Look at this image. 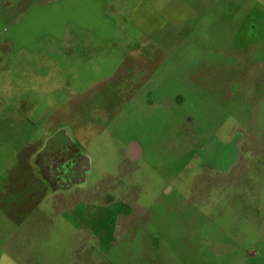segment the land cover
<instances>
[{
    "label": "rangeland",
    "instance_id": "1",
    "mask_svg": "<svg viewBox=\"0 0 264 264\" xmlns=\"http://www.w3.org/2000/svg\"><path fill=\"white\" fill-rule=\"evenodd\" d=\"M109 1L116 29L104 38L74 24L62 36L68 19L91 25L73 8L0 12L2 253L18 264H262L264 0ZM58 126L91 161L76 200L43 199L29 166Z\"/></svg>",
    "mask_w": 264,
    "mask_h": 264
},
{
    "label": "flooded vegetation",
    "instance_id": "2",
    "mask_svg": "<svg viewBox=\"0 0 264 264\" xmlns=\"http://www.w3.org/2000/svg\"><path fill=\"white\" fill-rule=\"evenodd\" d=\"M130 144L132 143L126 146L127 153L131 150ZM139 159L141 149L138 147V156L132 158L131 162ZM90 165L89 157L74 139L71 129L64 126L49 131L29 158L33 180L42 186L43 199L49 200L59 194L76 200L79 197L78 193L88 188Z\"/></svg>",
    "mask_w": 264,
    "mask_h": 264
},
{
    "label": "crops",
    "instance_id": "3",
    "mask_svg": "<svg viewBox=\"0 0 264 264\" xmlns=\"http://www.w3.org/2000/svg\"><path fill=\"white\" fill-rule=\"evenodd\" d=\"M8 1H12V2H8ZM6 2V0H0V12L1 10H5L7 11L8 9L5 8V5L7 4H13V5H17L20 4L21 2H26L28 6L30 7H36V6H40V7H53V6H59V7H67L68 9L73 8L76 11V17L81 18L82 21L84 22H89L91 23V25H84V26H79V24H76L77 21L72 20V19H68L66 20L63 25H62V29L59 30V32L61 33V35L65 38H71L70 36V30H69V26H71V24L75 25V30L76 31H86L87 33L91 34V36L95 37V38H104V37H109L110 35H112V33L115 31L116 29V25L113 22V20L111 18H109L106 14H107V9L110 7L111 5V1L109 0H8ZM86 2V3H85ZM85 6L86 10L83 12L81 9H79L78 7L80 6ZM92 6L95 9V18H92L93 14L91 13V9ZM81 13H83L85 16H82ZM100 19V20H99ZM79 20V21H81ZM97 21L99 20L98 23L93 24L92 25V21ZM154 22V21H153ZM68 32V33H66ZM5 32H2V30H0V45L1 43H3V37H4ZM60 35V36H61ZM52 37V36H51ZM53 38V37H52ZM8 40L9 39H4ZM33 191V190H32ZM28 193V197L30 198H34L36 195V192H32ZM44 198V196H43ZM22 209H24L23 207H14L13 210L17 211L18 213H23V214H28L30 211L25 210L22 211ZM13 213L15 212H11L10 215H13ZM16 216V214H15ZM126 217V216H125ZM125 217H123L121 214H116L115 219L117 221H120L121 223L124 222V220L126 219ZM14 217H12L13 219ZM11 219V220H12ZM18 224V222H17ZM20 224V223H19ZM4 244H0V264L5 263V262H9L10 264H18V260H16L14 258V256H7L4 255L1 251V248ZM251 256H255L254 253H252ZM257 257V255H256ZM23 258H25L26 261H31L30 256L28 255H24ZM262 264H264V258L261 262Z\"/></svg>",
    "mask_w": 264,
    "mask_h": 264
}]
</instances>
